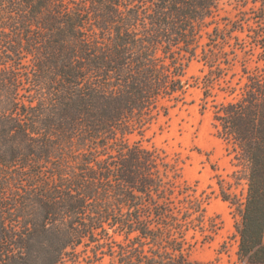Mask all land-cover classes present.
I'll list each match as a JSON object with an SVG mask.
<instances>
[{"label": "trees", "instance_id": "obj_1", "mask_svg": "<svg viewBox=\"0 0 264 264\" xmlns=\"http://www.w3.org/2000/svg\"><path fill=\"white\" fill-rule=\"evenodd\" d=\"M223 1L0 0V264H220L186 251L208 197L128 138L186 103L192 59L205 100L241 67L213 119L247 192L220 194L238 262L264 264V0Z\"/></svg>", "mask_w": 264, "mask_h": 264}, {"label": "rangeland", "instance_id": "obj_2", "mask_svg": "<svg viewBox=\"0 0 264 264\" xmlns=\"http://www.w3.org/2000/svg\"><path fill=\"white\" fill-rule=\"evenodd\" d=\"M242 4L236 0H224L219 17H235ZM249 5H252V0H249ZM205 73L203 63L192 59L184 77L187 83L186 103L172 106L173 103L168 102V115H159L145 131L134 132L128 138L130 142L139 141L167 155V160L176 164L181 180L196 189L198 195L208 197L206 229L192 230L188 234L190 245L186 251L190 258L201 262L216 260L220 264H240L237 257L239 236L235 228L239 216L231 203L222 199L219 182L222 180L225 189L241 199L246 195L247 184L244 179L236 180L234 173L241 168L235 165V152L216 133L213 103L230 98L223 89L230 84L238 86L242 71L237 66L219 79L207 100L204 99L200 81ZM211 219L216 224L212 228ZM213 228L215 230H210ZM108 261L107 257L105 262ZM68 264L86 262L81 258L79 262L69 260Z\"/></svg>", "mask_w": 264, "mask_h": 264}]
</instances>
